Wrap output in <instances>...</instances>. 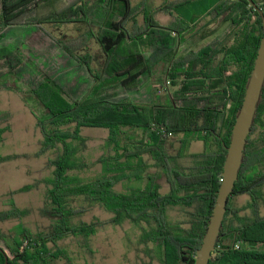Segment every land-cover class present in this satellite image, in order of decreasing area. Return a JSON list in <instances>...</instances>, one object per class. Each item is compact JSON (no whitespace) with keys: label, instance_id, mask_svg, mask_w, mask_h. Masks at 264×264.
Segmentation results:
<instances>
[{"label":"trees","instance_id":"trees-1","mask_svg":"<svg viewBox=\"0 0 264 264\" xmlns=\"http://www.w3.org/2000/svg\"><path fill=\"white\" fill-rule=\"evenodd\" d=\"M187 1L164 0L151 6L145 2L132 5L130 0H91L81 2L75 10L71 6L62 8L63 0H1L0 43L17 33L22 40L19 38L11 45L10 50L17 52L13 58L0 48V91L12 90L8 76L23 79L26 65L42 71L32 56L22 50H29L33 31H47L43 24L48 21L84 24L82 35L94 38L102 53L97 67L86 47L80 54L62 45L77 62L73 65L70 60L78 73L76 83L82 86L77 95V90L69 94L64 89L62 77L43 74L41 80L24 81L46 113V118L36 120L41 134L39 153L55 152L49 159L52 176L44 181L47 189L39 208L52 222L46 230L35 232L20 221L9 232L0 229V247L7 254V264H48L51 259L65 256L64 250L56 245L58 240L78 235L87 242L104 223L121 224L126 220L148 225L144 228V240L156 244L158 264H193L220 185L231 128L262 36V19L255 7L264 14V0H253L256 6L249 0H213L202 14L189 18L179 12ZM29 12L36 13L37 18L20 24L18 19ZM158 13L171 19L162 23ZM137 14L141 16L140 23ZM73 15L79 19H70ZM214 21L219 24L230 21L231 30L196 51L188 48L180 52L189 38L203 39L214 33ZM45 33L60 43L51 32ZM20 57L24 60L18 66ZM158 67L162 77L153 85L156 94L168 92L167 83L177 84L174 92L168 93L167 104L145 106L126 95L112 98L105 92L113 83L125 92L134 91L143 83V76H154ZM9 119L10 114L0 113V142L10 128ZM84 127L108 131L105 138L108 154L98 159L104 172L87 181L70 174L86 166L77 158L86 141L81 134ZM124 128L139 129L141 135L133 138ZM180 132L184 133L180 149L175 154L169 153L170 136ZM192 141H200L203 149L189 152L187 148ZM144 155L153 160L156 167L153 172H149ZM12 157L0 156V162ZM184 157L188 159L186 165L180 163ZM133 179L142 180L143 186L128 192L115 189L119 181ZM34 184H25L17 191L29 190ZM263 185L264 84L208 264H264V214L259 213ZM162 188L166 190L161 192ZM242 193L249 196L248 205L231 206L232 196ZM78 196L91 205H99L111 217L105 222L97 217L90 221L79 219L87 208L70 203V199ZM173 208L180 212L177 219L169 215ZM246 209L249 212L241 214ZM26 213V209L18 208L12 201L8 209L0 210V223L20 219ZM235 242H240L237 249L233 247ZM3 251L0 250V264L4 263Z\"/></svg>","mask_w":264,"mask_h":264},{"label":"rangeland","instance_id":"rangeland-1","mask_svg":"<svg viewBox=\"0 0 264 264\" xmlns=\"http://www.w3.org/2000/svg\"><path fill=\"white\" fill-rule=\"evenodd\" d=\"M87 1L90 2L91 0H63L60 6L62 8L71 6L76 10V7L80 6L81 2ZM130 1L132 5H139L145 2L151 6H157L162 4L164 0ZM212 3L213 0H188L179 7V12L184 17H197L209 8ZM36 18V13L29 12L20 17L18 22L23 25L34 21ZM157 18L162 23H167L171 19L169 15L162 13H158ZM70 19L77 20L79 16L73 15ZM137 20L140 23L141 16L139 14H137ZM18 22L16 25L20 29L21 25H18ZM230 26V21H226L223 24L214 21V33L203 39L198 37L189 38L180 47V52L188 48L193 51L200 49L231 30ZM43 27L47 31L42 29L33 31L30 34V41H28L29 50L26 48L22 50L24 54L32 56V60L42 71H37L32 66L26 65V71L21 75L23 79L15 75H9L8 80L12 90L0 91V113L10 114V128L4 133V140L0 142V156L14 155V157L0 162V210L8 209L12 201L18 208L27 210V213L20 219L10 218L1 222L0 229L5 232L13 230L19 221L33 232L46 230L52 222L51 218L41 214L39 208L44 203V194L47 189L44 181L52 176V166L49 164V159L54 157L55 152L49 150L45 153H39L41 134L36 127V120L38 118H46V113L36 97L29 92L28 85L25 82L41 80L43 74H49L57 78L62 77L64 89L69 94H73L77 90V95L82 90V86L76 83L78 73L73 65H77V62L63 50L62 45L70 47L71 50L73 49V53L80 54L83 52L82 49L86 47L87 51L94 57V66H97L102 60V53L95 39L92 37L86 38L85 35H82V32L86 29L84 24L77 21H48L43 24ZM45 32H51L60 40V43L46 35ZM19 38V33H17L0 43V48L6 50L5 52L8 51L10 58L17 54L16 50H10V47ZM19 40H22V38ZM20 60L21 62L18 66L24 59L21 58ZM70 60L74 61L73 65ZM156 71L152 77L145 74L143 83L134 91L125 92L122 87L113 83L105 89V92L112 98L126 95L134 103L145 106L167 104L169 100L168 93L174 92L177 84L167 83L169 85L168 92L156 94L157 91L155 92L153 85L159 81V77H162L161 68L158 67ZM123 130L127 134H132L133 138H139L141 135L139 129L124 128ZM81 134L86 138V141L82 150L77 154V158L85 162L86 166L82 169L71 171L70 174L81 181H87L104 172L103 165L98 162V159L108 154L105 145L108 131L100 127H84L81 130ZM183 134L180 132L170 136L169 146H167L169 153L175 154L180 149V139ZM185 134L187 135V133ZM202 149L203 145L200 141H192L187 148L191 153L199 152ZM143 160L149 165V172H153L156 167L150 156L144 155ZM133 161H136V159H133ZM180 163L186 165L188 164V159L184 157L180 160ZM25 184H34V187L26 191H17L18 188ZM141 186H143L142 180H121L115 185V189L120 192H128L131 188ZM160 190L164 192L166 188ZM261 193L259 213L264 214V185ZM249 199V196L245 193L235 194L231 198V206L242 208L248 205ZM70 203L74 207L86 206L87 211L78 216L79 219L84 221H90L97 217L105 222L111 217V213L97 204L91 205L81 196L73 197L70 199ZM248 212L249 210L246 209L241 214L245 215ZM169 215L172 219H177L180 216V212L178 208H173L169 211ZM144 228H148V225L144 222L135 224L126 220L121 224L104 223L92 236L88 237L87 242L78 235L66 236L56 243L57 247L64 250L65 256L51 259L48 264H146L147 262L158 264L156 244L153 241L144 240ZM0 245L2 246L1 242ZM49 245L51 246V244ZM86 245H88V248Z\"/></svg>","mask_w":264,"mask_h":264},{"label":"water","instance_id":"water-1","mask_svg":"<svg viewBox=\"0 0 264 264\" xmlns=\"http://www.w3.org/2000/svg\"><path fill=\"white\" fill-rule=\"evenodd\" d=\"M254 6L253 0H249ZM261 15L263 31L256 56L245 86L241 105L235 115L231 128L229 144L222 166L221 181L216 192L215 201L202 236L199 248L196 250L193 264H208L212 258L215 243L220 235L222 221L226 212L227 199L231 195L238 172L243 160L247 137L253 125L254 115L264 84V14L256 6ZM0 250L3 249L0 247ZM4 253V263L7 264V254Z\"/></svg>","mask_w":264,"mask_h":264},{"label":"built area","instance_id":"built-area-1","mask_svg":"<svg viewBox=\"0 0 264 264\" xmlns=\"http://www.w3.org/2000/svg\"><path fill=\"white\" fill-rule=\"evenodd\" d=\"M233 247H234L235 249L239 248V247H240V242H235V243H233Z\"/></svg>","mask_w":264,"mask_h":264}]
</instances>
